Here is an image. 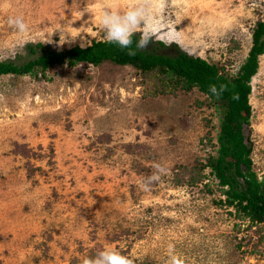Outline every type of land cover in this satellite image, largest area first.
<instances>
[{
	"label": "rangeland",
	"instance_id": "1",
	"mask_svg": "<svg viewBox=\"0 0 264 264\" xmlns=\"http://www.w3.org/2000/svg\"><path fill=\"white\" fill-rule=\"evenodd\" d=\"M102 11L101 0H0V61L28 59L29 43L104 40ZM10 16L29 26L23 46ZM149 17L159 33L149 46L163 41L235 75L264 0H151ZM147 84L110 60L0 75V264H81L106 245L133 264H168L170 254L177 264H264V223L250 228L224 203L206 165L221 109L196 87L153 95ZM250 84L246 134L261 179L264 53ZM154 162L166 171L144 191Z\"/></svg>",
	"mask_w": 264,
	"mask_h": 264
},
{
	"label": "trees",
	"instance_id": "2",
	"mask_svg": "<svg viewBox=\"0 0 264 264\" xmlns=\"http://www.w3.org/2000/svg\"><path fill=\"white\" fill-rule=\"evenodd\" d=\"M252 37L249 54L235 75L221 71L215 63L200 56H193L183 50L171 52L163 41L156 42L153 47L148 45L147 48L137 49V54L130 56L126 49L108 43L105 39L65 50H57L41 42L29 43L27 50L31 56L22 62L15 59L0 61V75L28 74L40 78L57 64L88 66L110 60L137 68L148 82L146 89L153 95L175 92L179 88H198L222 112L217 150L208 157L206 165L222 187L224 203L235 207L239 216L248 218L252 222L251 228L264 223V177L260 179L253 169L252 145L246 134L252 113L250 81L257 73L259 56L264 53V19L257 21ZM139 38L140 33H137L133 40L138 41ZM211 85L227 87L217 98L209 91ZM234 95H238V99H233Z\"/></svg>",
	"mask_w": 264,
	"mask_h": 264
},
{
	"label": "clouds",
	"instance_id": "3",
	"mask_svg": "<svg viewBox=\"0 0 264 264\" xmlns=\"http://www.w3.org/2000/svg\"><path fill=\"white\" fill-rule=\"evenodd\" d=\"M103 11L99 19V26L105 34V40L108 43L115 44L121 49H126L127 54L135 56L137 49L147 48L150 42H153L154 36H159V33L154 32L149 17V9L151 0H132L126 9H117L116 0H101ZM8 25L16 32V46L20 47L26 43L25 37L29 33V26L25 23L23 17L10 16ZM140 33L138 41H134L133 37ZM135 43V48L133 44ZM7 47V45H4ZM0 56V59H3ZM226 85H211L209 91L217 98L226 90ZM233 99H238V95H234ZM153 172L151 175L143 179L139 187L147 191L150 186L161 179L165 173V165L154 162L152 165ZM177 257L169 255L168 264H177ZM81 264H133V260L127 255L121 253L116 248L104 246L98 250L93 256L86 257L81 261Z\"/></svg>",
	"mask_w": 264,
	"mask_h": 264
}]
</instances>
